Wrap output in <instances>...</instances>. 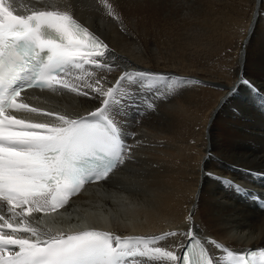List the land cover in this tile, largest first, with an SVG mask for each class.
<instances>
[{"label": "bare ground", "instance_id": "6f19581e", "mask_svg": "<svg viewBox=\"0 0 264 264\" xmlns=\"http://www.w3.org/2000/svg\"><path fill=\"white\" fill-rule=\"evenodd\" d=\"M69 2L109 44L118 68L188 83L176 80L154 100L130 156L109 181L85 188L54 224L37 225V214L28 223L48 232L92 227L151 238L187 231L192 216L202 240L236 252L264 247V212L222 187L238 176L234 171L264 172V118L252 106L264 95V0H112L119 22L98 12L95 0ZM94 75L90 68L78 78L90 83ZM37 96L39 108L62 114L97 106L75 93ZM176 241L186 242L176 236L161 244ZM210 251L216 264L227 263L222 250Z\"/></svg>", "mask_w": 264, "mask_h": 264}, {"label": "snow or ice", "instance_id": "6c2138e0", "mask_svg": "<svg viewBox=\"0 0 264 264\" xmlns=\"http://www.w3.org/2000/svg\"><path fill=\"white\" fill-rule=\"evenodd\" d=\"M95 6L120 21L112 0H95ZM86 66L98 73L90 83L74 75ZM176 80L118 68L109 44L75 17L69 0L28 14L0 0V264H137V258L148 264H216L210 249L222 250L227 264H264V248L236 252L212 237L201 241L192 216L187 231L151 238L96 228L53 234L28 223L34 213L65 208L86 183L107 180L131 153L114 110L137 97L154 108ZM31 89L75 93L97 106L76 115L33 107L22 95ZM176 236L187 241L183 256L177 251L185 249L183 241L161 244Z\"/></svg>", "mask_w": 264, "mask_h": 264}]
</instances>
